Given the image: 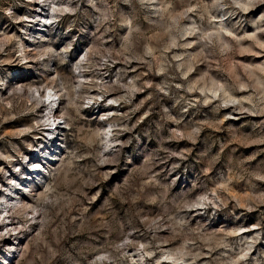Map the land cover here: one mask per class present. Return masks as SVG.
<instances>
[{
  "label": "rangeland",
  "instance_id": "obj_1",
  "mask_svg": "<svg viewBox=\"0 0 264 264\" xmlns=\"http://www.w3.org/2000/svg\"><path fill=\"white\" fill-rule=\"evenodd\" d=\"M0 235V264H264V0H0Z\"/></svg>",
  "mask_w": 264,
  "mask_h": 264
},
{
  "label": "bare ground",
  "instance_id": "obj_2",
  "mask_svg": "<svg viewBox=\"0 0 264 264\" xmlns=\"http://www.w3.org/2000/svg\"><path fill=\"white\" fill-rule=\"evenodd\" d=\"M56 12H59L60 11V9L59 8H56V9H54ZM47 25V24H46ZM46 25H45V27H46ZM39 93V92H38ZM42 97H44V96H42ZM43 107H46L45 105L43 106ZM51 114V116H49L48 118H49V121L50 120H52L53 121V123H52V125H50L51 127L53 126L54 127V125H55V120H58V119H61V117H59L58 115H57V110H53V108L52 109H50V112H49V115ZM50 130V133L52 132V128L51 129H49ZM53 131H55V133L53 132V134L52 135H50L49 136V139L50 138H53V135L54 134H59V136H60V134H61V132H62V130H61V127H59V125L57 124V125H55V127H54V130ZM57 141V138H53V140H52V143L54 142V141ZM54 145V147H55V149H57V151L59 150L60 151V147H59V145H55V144H53ZM49 148V147H48ZM52 148V147H51ZM50 149V148H49ZM53 150V149H52ZM53 152V151H52ZM55 154V153H54ZM53 153L51 154H48V155H54ZM37 156V155H36ZM39 160H37V161H35V163H38V164H41V162H43V161H46V162H44V163H49V164H52L51 162H47V159H49V158H42L43 160H41L40 159V156L39 157H37ZM35 159H36V157H35ZM39 161V162H38ZM45 165V164H44ZM25 175V174H24ZM27 175L28 176H30L31 174L30 173H27L25 176H26V178H27ZM33 177H35V176H33ZM29 180L31 181L32 180V178H29ZM25 181H27L28 182V180H25L24 179V183H25ZM23 184V183H22ZM26 186H28V185H26ZM32 186L33 185H29L28 187H31L32 188ZM20 188V187H19ZM27 189V188H26ZM18 190V189H17ZM28 190V189H27ZM25 192V191H24ZM17 195H18V193H17ZM19 197V196H18ZM17 197V198H18ZM4 199V198H3ZM8 205V204H7ZM10 207V206H9ZM5 208V210L8 208V206L6 207H4ZM9 209V208H8ZM8 212V211H7ZM9 218V217H8ZM13 218V217H12ZM12 221V220H11ZM16 221V220H15ZM14 221V222H15ZM8 222V221H7ZM6 222V223H7ZM8 225H13L11 222L8 224ZM8 227V226H7ZM19 227V226H18ZM9 231V230H8ZM12 232H13V230H12ZM15 232V231H14ZM10 233V232H9ZM15 234V233H14ZM1 236V235H0ZM3 237V236H2ZM7 240V239H6ZM14 245V244H13ZM21 245V244H20ZM9 247H10V245H9ZM14 247V246H13Z\"/></svg>",
  "mask_w": 264,
  "mask_h": 264
},
{
  "label": "built area",
  "instance_id": "obj_3",
  "mask_svg": "<svg viewBox=\"0 0 264 264\" xmlns=\"http://www.w3.org/2000/svg\"><path fill=\"white\" fill-rule=\"evenodd\" d=\"M50 92H52V91H50ZM60 121V122H59ZM55 122V125H61L62 123H63V120H62V118L61 119H58V120H55L54 121Z\"/></svg>",
  "mask_w": 264,
  "mask_h": 264
}]
</instances>
